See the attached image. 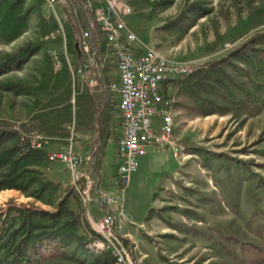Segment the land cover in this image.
Segmentation results:
<instances>
[{
    "label": "rangeland",
    "instance_id": "rangeland-1",
    "mask_svg": "<svg viewBox=\"0 0 264 264\" xmlns=\"http://www.w3.org/2000/svg\"><path fill=\"white\" fill-rule=\"evenodd\" d=\"M95 1L58 0L53 6L45 2L39 9L35 0H27L25 6L34 8L26 31L10 43L0 42V59L28 43L40 45L20 70L0 77V122L22 132V125L39 124L40 118H34L45 97L41 92L36 98L16 94L9 86L48 83L44 74L60 71L63 61L71 71L72 87L74 82L82 87L80 99L84 82L96 99L88 108L82 101L77 110L73 106L68 129L58 128L59 134L49 137L41 133L48 139L47 149H71L81 158L84 177L72 183L75 172L60 162L45 161L40 170L57 185V191L37 198L30 194L34 187L28 192L2 190L0 208L12 200L53 211L67 191L88 182L91 194L99 187L101 194L113 198L99 206L92 195L83 208L90 230L93 220L106 211L124 226L128 239L122 245L127 257L121 264H264V103L256 115L239 110L230 103L242 97L239 91L227 90L212 78L193 90L170 84L174 146L140 157L137 171L121 188L114 146L119 123L107 120L108 105L100 107L102 95L97 84L88 82L91 74L77 78L71 67L75 58L69 36L77 44ZM125 1L132 10L126 24L141 43L196 70L225 58L254 33L264 32V0ZM102 42L101 36L95 40L98 49ZM227 72L242 82V77ZM51 85L52 81L48 91ZM55 91L54 95L62 93V89ZM62 109L55 113L62 114L59 121L63 123ZM102 159L105 175L100 173ZM91 244L75 239L43 264H116L111 256L90 249Z\"/></svg>",
    "mask_w": 264,
    "mask_h": 264
},
{
    "label": "trees",
    "instance_id": "trees-1",
    "mask_svg": "<svg viewBox=\"0 0 264 264\" xmlns=\"http://www.w3.org/2000/svg\"><path fill=\"white\" fill-rule=\"evenodd\" d=\"M26 1L0 0V42L10 43L26 31L29 14L34 8V5L26 7ZM35 1L39 9L44 6L45 0ZM100 4L101 0H96L94 8ZM74 29L73 27L75 34ZM69 40L72 49L70 53L75 58L71 67L76 71L83 56H78L75 50L76 42L70 36ZM39 50V44L28 43L16 52L1 58L0 77L20 70ZM62 64L60 71L54 74L50 71L43 76L48 83L52 81L49 88L53 89L52 91H48V83L45 81L34 87L21 83L9 86L16 94L23 93L36 98L37 93L41 92L45 97L39 114L34 118V120L40 118L39 124L22 125L23 132H39L48 137L59 134L58 128L68 129L71 126L73 106L77 110L82 104L81 101L85 108L94 105L93 97L88 90H84L83 98L80 99L82 88L75 82L72 87L71 71L65 61ZM227 71L242 77V82L233 80ZM211 78L227 90L232 87L239 91L242 96L240 99H230L231 105L235 108L246 110L252 115L259 113L264 103V32L254 33L225 58L207 63L189 76L168 80L162 85L163 97L166 100L170 99L167 93L170 84H184L186 88L193 90L206 84ZM223 79H226V84ZM57 89H62V93L54 95ZM60 107L63 108V116L66 118L63 123L59 121L62 114L55 113ZM65 137H68V132H65ZM48 152L46 148L36 150L28 144L21 143L19 132L0 122V191L10 189L28 192L34 187L30 194L37 198L44 193L56 192L57 185L46 179L40 170L43 163L48 162ZM119 185L123 188L122 182H119ZM84 214L79 194L74 189L65 193L53 211L9 201L0 208V264H43L75 239L83 238L89 243H94L100 236L90 230ZM102 253L116 259L110 250H104Z\"/></svg>",
    "mask_w": 264,
    "mask_h": 264
},
{
    "label": "built area",
    "instance_id": "built-area-1",
    "mask_svg": "<svg viewBox=\"0 0 264 264\" xmlns=\"http://www.w3.org/2000/svg\"><path fill=\"white\" fill-rule=\"evenodd\" d=\"M45 2L53 6L58 0ZM86 11L88 15L91 12L88 6ZM91 13L92 17L77 42L84 57L76 71L81 78L91 74L88 82L92 84L95 81L93 76L106 72L110 58L115 64V79L107 87L117 100L121 124V134L115 143L116 175L126 184L137 171L139 158L147 155L149 150L173 148L175 122L171 102L163 97L162 85L170 79L189 76L196 68L164 57L156 49L141 43L126 24L125 18L132 14V10L125 0H101ZM99 36L105 42V50L100 53L95 43ZM14 129L19 132L21 143L36 150L45 148L46 137L37 132H22L18 127ZM47 159L49 163L66 165L72 174L82 163L71 149L49 151ZM91 190L88 182L77 187L83 207H88L92 195L99 206L113 201L112 197L98 191L91 194ZM92 229L101 240L88 247L96 253L110 250L116 264L123 263L127 252L122 242L128 239L124 226L106 211L99 219L93 220Z\"/></svg>",
    "mask_w": 264,
    "mask_h": 264
},
{
    "label": "crops",
    "instance_id": "crops-1",
    "mask_svg": "<svg viewBox=\"0 0 264 264\" xmlns=\"http://www.w3.org/2000/svg\"><path fill=\"white\" fill-rule=\"evenodd\" d=\"M98 49V48H97ZM103 50H105V42H102V44H101V46H100V48L97 50L99 53H100V51H103ZM105 52V51H104ZM103 53V52H102ZM80 55H84V54H80ZM84 57V56H83ZM110 65V67H108ZM98 75L99 76H97V77H95V76H93L94 78H95V81H94V84H97V87H98V90H99V92H100V94L102 95V99L100 100L101 102H100V107H102L103 108V105L106 103L107 105H108V111H107V120H109V121H118V123H119V125H118V127L116 128V130L115 131H117V133H116V135H117V139H118V137L120 136V134H121V124H120V115H119V110H118V103H117V100H116V98H115V96L112 94V92L110 93V94H108V92H107V90H106V87L108 86V83L111 81V80H113V79H115V64H114V62H113V60L110 58L109 59V62H108V64H107V68H106V72H103V74L101 73V72H99L98 73ZM84 84H85V87H84V90H88L89 91V93H90V90H89V88H88V86H86V82H84ZM105 85H106V87H105ZM82 88V87H81ZM108 88V87H107ZM82 90V89H81ZM83 90V91H84ZM110 92V91H109ZM93 100H94V103L96 102L95 100V98L93 97ZM176 127V126H175ZM99 134H100V131H99ZM101 134H102V131H101ZM174 134H175V131H174ZM45 137V136H44ZM117 139H116V141H117ZM116 141H115V143H116ZM46 145H48V139L46 140V144H45V148H46ZM98 146H100V142L98 143ZM114 146H115V144H114ZM47 149V148H46ZM47 150H49V151H53L52 149H47ZM96 150H97V148H96ZM54 151H56V150H54ZM116 151V150H115ZM149 151H151V153L154 155V151L155 150H149ZM148 154V153H147ZM142 158V157H141ZM56 163V162H55ZM103 163H104V159H102V167H101V174L102 175H105V174H103V171H104V167H103ZM144 163H148L147 161L146 162H144ZM138 167H139V164H138ZM84 170L83 169H81V168H77L76 169V171H75V177H73V179H72V183L76 180V178H77V180L78 179H82L83 177H84V172H83ZM77 172V173H76ZM115 174H116V170H115ZM99 176V177H98ZM98 182H101L102 183V180L103 179H101V175L100 174H98ZM116 177H117V175H116ZM131 177V176H130ZM130 179V178H129ZM100 183V184H101ZM115 183V182H114ZM99 186V185H98ZM100 188L98 187V192H100L101 190H99Z\"/></svg>",
    "mask_w": 264,
    "mask_h": 264
},
{
    "label": "water",
    "instance_id": "water-1",
    "mask_svg": "<svg viewBox=\"0 0 264 264\" xmlns=\"http://www.w3.org/2000/svg\"><path fill=\"white\" fill-rule=\"evenodd\" d=\"M75 50H76L78 56H80V50H79V48H78V44H75Z\"/></svg>",
    "mask_w": 264,
    "mask_h": 264
}]
</instances>
